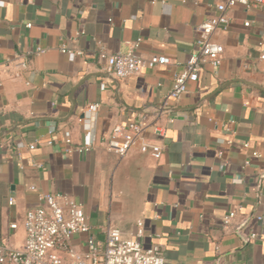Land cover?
Masks as SVG:
<instances>
[{"label":"crops","instance_id":"crops-1","mask_svg":"<svg viewBox=\"0 0 264 264\" xmlns=\"http://www.w3.org/2000/svg\"><path fill=\"white\" fill-rule=\"evenodd\" d=\"M218 1L0 0L1 247H23L24 215L38 192L61 193L80 204L94 237L118 228L144 247L161 245L164 264H264V9L227 10L228 29L213 35L224 48L220 64L205 62L185 94L156 114ZM136 40L139 54L170 62L121 79L103 71L100 47L125 53ZM130 121L146 125L160 158L137 150L120 158L106 148L113 127ZM224 124L235 130L229 144ZM90 138V151L66 152ZM20 141L35 148L17 149ZM233 208L234 223L247 218L242 235L223 228ZM250 232L259 237L245 241Z\"/></svg>","mask_w":264,"mask_h":264},{"label":"built area","instance_id":"built-area-1","mask_svg":"<svg viewBox=\"0 0 264 264\" xmlns=\"http://www.w3.org/2000/svg\"><path fill=\"white\" fill-rule=\"evenodd\" d=\"M235 4H241L246 9L258 7L264 9V0H219L213 8V13L197 26V37L195 39L194 50L185 62L183 68L174 74L173 83L167 94L163 97L157 108V115H160L170 105L177 102L187 91V83L198 79L201 67L205 62H209L214 67L220 64L223 46L213 39L216 31L228 29L230 19L227 10ZM244 26L249 22L245 21ZM30 23L26 24L29 27ZM262 41L258 42V46ZM138 40L129 43V50L125 53H107L103 47L99 48L98 57L103 62V71L114 78H126L129 75L140 72L144 69L153 68L157 65L168 64L169 58L161 54H150L143 56L137 52ZM62 52L72 53L71 49L60 47ZM36 53L43 52L37 47ZM264 60V51L259 55ZM18 66L23 68L26 61L21 60ZM99 103L93 102L86 105V112L89 117L83 123L84 130L90 128L91 116L97 110ZM232 124V121L229 122ZM224 124V131L229 138L227 143H231V137L235 130ZM147 127L143 122L130 121L126 124L117 123L110 131L104 142L106 148L113 151L120 158L124 157L131 150L148 153L155 159L160 158L163 147L161 144L148 140L146 136ZM49 132H54V127L49 128ZM155 135L163 136L165 129L161 126L153 128ZM65 142H70V131L63 132ZM48 144L51 140L47 141ZM27 146L32 150L35 142L24 144L21 141L16 143V148ZM93 146L92 138L87 139L82 145L75 148L68 146L66 152L73 149L79 153H86ZM244 147L248 143L243 144ZM221 156V153L218 154ZM250 156L259 158L261 155L257 150L250 152ZM248 164V161H245ZM37 165V164H36ZM40 166V165H39ZM235 181H239L236 179ZM30 189H34L31 186ZM39 204L26 210L23 227L25 230L24 245L21 249L6 250L0 246V264H164L163 249L159 244H151L144 247L136 237H126L123 232L115 227L105 228L103 238H96L91 233V226L79 203L69 196L61 193L38 192ZM8 203L12 204L13 199L9 198ZM237 210H228L223 218V228L232 230L242 235V228L246 224V219H240L239 223H234ZM257 221H261V216H255ZM142 220L136 221L135 235H143ZM12 228L15 224L11 225ZM84 236L82 239H75ZM259 236L255 232L243 235L245 241L257 239ZM205 264H211L206 262Z\"/></svg>","mask_w":264,"mask_h":264}]
</instances>
